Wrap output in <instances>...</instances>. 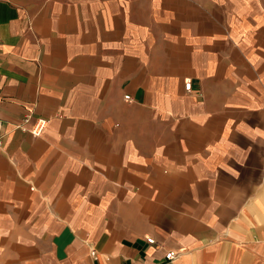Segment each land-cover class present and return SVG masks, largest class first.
<instances>
[{"label": "crops", "instance_id": "crops-1", "mask_svg": "<svg viewBox=\"0 0 264 264\" xmlns=\"http://www.w3.org/2000/svg\"><path fill=\"white\" fill-rule=\"evenodd\" d=\"M0 264H264V0H0Z\"/></svg>", "mask_w": 264, "mask_h": 264}, {"label": "built area", "instance_id": "built-area-1", "mask_svg": "<svg viewBox=\"0 0 264 264\" xmlns=\"http://www.w3.org/2000/svg\"><path fill=\"white\" fill-rule=\"evenodd\" d=\"M190 82L188 80H186L184 82V88L188 89ZM124 98H128V94H124L123 95ZM29 120V114H24L21 119H20V124H18L17 126H19L21 129H26L28 130L32 135H38L45 124V119L42 117H35L32 119L31 124L26 128L24 125L25 122H27ZM144 239L146 242L152 243L153 242V238L151 236H144ZM176 254L175 250L172 249H167L164 251L163 253V257L166 259H172Z\"/></svg>", "mask_w": 264, "mask_h": 264}]
</instances>
